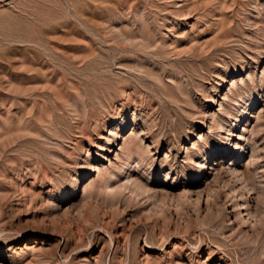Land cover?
<instances>
[{
  "label": "rangeland",
  "instance_id": "374dc122",
  "mask_svg": "<svg viewBox=\"0 0 264 264\" xmlns=\"http://www.w3.org/2000/svg\"><path fill=\"white\" fill-rule=\"evenodd\" d=\"M0 264H264V0H0Z\"/></svg>",
  "mask_w": 264,
  "mask_h": 264
},
{
  "label": "bare ground",
  "instance_id": "6f19581e",
  "mask_svg": "<svg viewBox=\"0 0 264 264\" xmlns=\"http://www.w3.org/2000/svg\"><path fill=\"white\" fill-rule=\"evenodd\" d=\"M3 213V212H2ZM3 217H4V215H3ZM1 219H3V218H1Z\"/></svg>",
  "mask_w": 264,
  "mask_h": 264
}]
</instances>
